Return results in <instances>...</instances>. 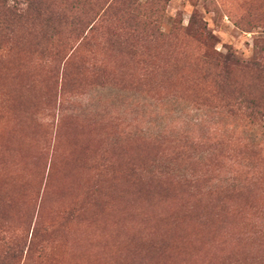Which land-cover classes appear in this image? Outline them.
<instances>
[{
    "label": "rangeland",
    "instance_id": "374dc122",
    "mask_svg": "<svg viewBox=\"0 0 264 264\" xmlns=\"http://www.w3.org/2000/svg\"><path fill=\"white\" fill-rule=\"evenodd\" d=\"M8 24L0 264H34L35 222L42 264H264V0H0Z\"/></svg>",
    "mask_w": 264,
    "mask_h": 264
},
{
    "label": "trees",
    "instance_id": "16d2710c",
    "mask_svg": "<svg viewBox=\"0 0 264 264\" xmlns=\"http://www.w3.org/2000/svg\"><path fill=\"white\" fill-rule=\"evenodd\" d=\"M8 11V12H7ZM7 11L4 12V14L8 17H12L14 18L13 20H16L18 17L21 18L23 16H26L27 12H29V8L26 10H15L12 11L10 10V8H7ZM26 12V13H25ZM41 14V12H40ZM6 20L8 19H4L3 23H6ZM0 31L2 32H6L7 34H13L17 32V29L12 25H0ZM52 231H49V228H46V226H43L41 223H37L35 222L34 227L32 228V230L30 231V236L25 235L24 234L22 236H18L15 237L13 240L15 243V247H13L14 251H15V257H19V254H23L24 250L22 249V247L20 248V246H22V243H26V240L29 238L28 240V246H27V251H26V257H29L30 262L34 261V264H42V262L48 258L50 255L47 252V247H48V241H52ZM6 239V238H5ZM11 241H9V243L11 244ZM7 244V243H6ZM9 244V245H10ZM11 247V245H10ZM18 253V254H17ZM21 258V255H20Z\"/></svg>",
    "mask_w": 264,
    "mask_h": 264
}]
</instances>
